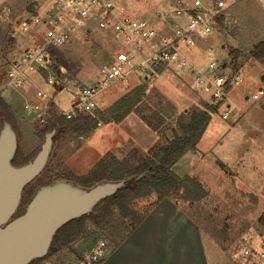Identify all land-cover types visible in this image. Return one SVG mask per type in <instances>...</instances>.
Returning <instances> with one entry per match:
<instances>
[{
  "label": "rangeland",
  "instance_id": "374dc122",
  "mask_svg": "<svg viewBox=\"0 0 264 264\" xmlns=\"http://www.w3.org/2000/svg\"><path fill=\"white\" fill-rule=\"evenodd\" d=\"M42 1L0 0V8L9 5L15 17H24L28 15L25 11L28 4L36 7ZM190 1L123 0V3L131 16L156 21L173 6ZM201 1L208 5L215 3L221 10L215 16V26L208 39L199 42L201 48L193 55L194 63L203 66L212 56L228 63L233 57L227 54L234 49L238 57L233 59V66L241 78L229 91L227 119L221 118L222 112L227 110L223 103L211 114L192 150L196 151L190 155L194 159L187 162L186 152L185 160L178 162L180 171H174L197 182L204 194L199 201L180 198V194L179 198L173 195L158 200L153 194L133 202L131 206L144 213V219L123 241L122 236L129 227L126 221L121 223L115 210L103 231L86 221V226L94 233L74 241L72 248L90 244L98 234L104 236L108 253L98 264H239L234 253L239 239L264 234V224L259 220L264 216L261 194L264 186V94L256 100L251 98L258 89L264 90V79H261L264 61L248 56L253 45L264 38V0ZM219 16L224 17L220 25L217 24ZM23 42L17 30L12 32L11 25L0 21V77ZM111 46V38L102 33L83 36L78 32L71 42L54 51L51 66L54 85L43 82L49 75L47 72H41L39 78L34 79L36 89L47 96L40 101L41 114L52 113L58 118L59 112L67 111L76 90L98 78L99 64L107 59ZM57 85L61 86L59 90ZM139 87L144 91L137 107L147 121L132 110L120 122H114L113 117L126 110L124 98ZM36 89L31 86L25 94L31 97ZM0 97L13 112L10 125L17 138L18 160L29 161L43 142L39 134L43 121L31 124L39 115L25 117L23 94L0 89ZM210 104L205 96L194 90L184 71L163 70L128 85L110 84L97 94L94 111L76 119L78 125L87 120L82 129L54 134L46 166L27 190L50 184L56 177L70 179L67 181L79 186L86 184L83 178L99 160L109 155L118 161L136 164L155 147L164 145L174 133H181L180 112H187L185 118L188 120L190 111ZM161 117L164 118L162 124ZM4 122L0 118V124ZM67 257L68 251L63 249L32 264L60 262Z\"/></svg>",
  "mask_w": 264,
  "mask_h": 264
},
{
  "label": "built area",
  "instance_id": "2783aa9c",
  "mask_svg": "<svg viewBox=\"0 0 264 264\" xmlns=\"http://www.w3.org/2000/svg\"><path fill=\"white\" fill-rule=\"evenodd\" d=\"M220 1V0H219ZM221 8L201 0L173 6L163 12L160 19L137 18L126 11L123 0H43L28 15L15 17L9 5L0 8V21L18 31L24 42L8 61L0 77V89L23 94L22 112L25 117L42 113L40 101L47 96L37 90L34 79L41 72L49 75L43 80L53 86L51 77L54 51L76 38L89 33H102L112 40L111 52L98 67V78L89 85L80 86L70 108L59 115L77 119L96 108V96L110 84L128 85L132 81L146 80L163 70L184 71L194 90L205 96L211 104L226 103L221 118L227 119L230 111L228 94L233 85L241 81L230 62L210 57L203 66H197L191 52L201 48L200 41L208 39L215 26V16ZM19 46V45H18ZM212 49L211 45L206 46ZM38 76V78H37ZM36 90L30 97L29 87ZM264 94L258 89L253 100ZM104 236L92 239L90 244L68 251L69 257L47 264H98L107 254ZM239 264H264V234L242 237L234 247Z\"/></svg>",
  "mask_w": 264,
  "mask_h": 264
},
{
  "label": "trees",
  "instance_id": "16d2710c",
  "mask_svg": "<svg viewBox=\"0 0 264 264\" xmlns=\"http://www.w3.org/2000/svg\"><path fill=\"white\" fill-rule=\"evenodd\" d=\"M222 20H224V17L219 16L217 18V24L220 25L221 22H223ZM227 55L233 57H230L232 59L230 60V63L233 66V59L238 57V52L232 49ZM248 56L255 61H264V38L253 45L248 52ZM233 68L236 69L235 66H233ZM56 87L58 90L61 88L60 85H57ZM143 91L144 88L142 87L135 88L126 98H124L123 104L126 106V110L120 115H115L113 117L114 122H120L132 110L137 112L143 121H147V118L137 107ZM217 109V104H210L209 106H204L198 110L194 109L190 111L188 120L187 117L185 118L187 112H180L178 119L181 133H174V136L171 139H167L164 145L155 147V150L153 149L151 154L146 155L142 161L136 164H128L124 161H118L112 155L105 156L99 160L83 178V181L86 184L80 185L81 187H90L101 181L125 180V183L113 195L101 200L92 212L73 219L60 227L54 234L46 255H50L55 251L63 249L69 251L73 249L72 243L74 241L83 238L85 235L94 233V231H90L86 226V221L92 222L98 229L103 231L106 229L107 224L111 222L114 210L118 215V219L122 220L121 223L126 221V225L128 224L129 227L127 233L122 236L121 241H123L144 219V213H140L134 209L131 206L132 203L140 199H146L153 194H156L158 200L164 197H172L173 195L175 198H179L180 194V198L199 201L204 194L202 187L189 177L177 176L172 168L186 152L195 148L210 121L211 114L216 112ZM0 118L7 121L9 124L13 118V112L10 106L1 97ZM161 118L162 121L159 120V122L161 121L162 124L164 118ZM39 120L43 121L42 128L39 130V134L43 140L50 132H53V136L54 134L76 132L82 129L87 123V120L85 119V121H82L78 125L76 119H65L62 116L56 118L54 114L50 113L47 116L40 114L34 121L32 120L31 124ZM146 124L149 125L148 122ZM18 159L19 156L16 150L12 158V164L18 166L27 162H20ZM58 179L70 180L63 177L55 178V180ZM31 182L24 187L21 201L14 216L23 212L26 203L32 197L34 192L41 187L36 186L31 190H27ZM259 220L264 224V216H261ZM95 232L97 236L98 231L96 230ZM44 257L33 259L28 264L39 262Z\"/></svg>",
  "mask_w": 264,
  "mask_h": 264
},
{
  "label": "water",
  "instance_id": "95a60500",
  "mask_svg": "<svg viewBox=\"0 0 264 264\" xmlns=\"http://www.w3.org/2000/svg\"><path fill=\"white\" fill-rule=\"evenodd\" d=\"M31 9L30 3L26 10ZM52 136L53 132L45 136L31 160L16 166L12 164L17 149L16 134L7 121L0 126V264H28L44 257L60 227L92 212L101 200L125 183V180L101 181L81 187L58 179L39 187L23 212L14 216L24 187L46 166ZM261 194L264 197V186Z\"/></svg>",
  "mask_w": 264,
  "mask_h": 264
},
{
  "label": "crops",
  "instance_id": "0c3cea01",
  "mask_svg": "<svg viewBox=\"0 0 264 264\" xmlns=\"http://www.w3.org/2000/svg\"><path fill=\"white\" fill-rule=\"evenodd\" d=\"M190 2H191V1H190ZM27 6H28V5H27ZM27 6H26V8H27ZM32 8H33V5H32ZM31 10H32V9H31ZM25 11H27V10L25 9ZM198 50H199V49H194V50L191 52L192 57H193L194 54H195V55L197 54ZM198 53H199V52H198ZM200 53H201V52H200ZM193 59H194V58H193ZM36 80H37V79H36ZM195 152H196L195 150H194V151L191 150V151H188V152H187V162L190 161V160H192V159H194V158H193L192 156H190V155H191V154H195ZM185 155H186V154H184V155H183V156H182V157L176 162V164L173 166V168H172L173 172H174V171L176 172V170L179 169V168H178V167H179V166H178V164H179L178 162H180V161H181V162L184 161V160H185V157H186ZM178 171H180V169H179ZM187 174H188V172H187ZM176 175H177V176L179 175V177H181V176H180L181 174H179V173L176 174ZM182 175H185V174H182ZM136 229H137V228H136ZM136 229H135V230H136Z\"/></svg>",
  "mask_w": 264,
  "mask_h": 264
}]
</instances>
